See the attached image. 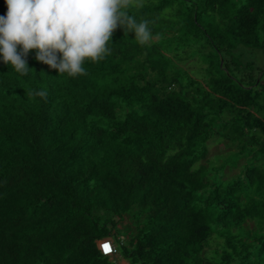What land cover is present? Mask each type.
I'll return each mask as SVG.
<instances>
[{
    "label": "trees",
    "instance_id": "1",
    "mask_svg": "<svg viewBox=\"0 0 264 264\" xmlns=\"http://www.w3.org/2000/svg\"><path fill=\"white\" fill-rule=\"evenodd\" d=\"M129 14L154 39L116 29L87 75L0 60V264H264V0Z\"/></svg>",
    "mask_w": 264,
    "mask_h": 264
},
{
    "label": "clouds",
    "instance_id": "2",
    "mask_svg": "<svg viewBox=\"0 0 264 264\" xmlns=\"http://www.w3.org/2000/svg\"><path fill=\"white\" fill-rule=\"evenodd\" d=\"M0 15V60L21 75L28 73L30 50L35 60L58 75H87L86 62L110 55L116 29L134 33L140 46L154 39L149 20L129 14L142 0H5ZM46 98L43 90L34 93Z\"/></svg>",
    "mask_w": 264,
    "mask_h": 264
},
{
    "label": "rangeland",
    "instance_id": "3",
    "mask_svg": "<svg viewBox=\"0 0 264 264\" xmlns=\"http://www.w3.org/2000/svg\"><path fill=\"white\" fill-rule=\"evenodd\" d=\"M188 62V61H186ZM187 67H194L191 64H186ZM208 147H209V151H208V155H207V160L203 161V163L209 161H212L214 163H217L220 159L219 157L222 155H225L226 152H228L230 149V147H226L223 142L218 138H214L212 140L209 141L208 143ZM220 155V156H219ZM237 169H232L230 170L228 167L226 168V172L229 173L230 175H233L234 173H236ZM124 261V260H123ZM126 263V261H124Z\"/></svg>",
    "mask_w": 264,
    "mask_h": 264
},
{
    "label": "built area",
    "instance_id": "4",
    "mask_svg": "<svg viewBox=\"0 0 264 264\" xmlns=\"http://www.w3.org/2000/svg\"><path fill=\"white\" fill-rule=\"evenodd\" d=\"M98 248L100 249L102 254L108 255L110 257H112L116 253L115 246L109 237L99 240ZM118 264H125V262L120 261Z\"/></svg>",
    "mask_w": 264,
    "mask_h": 264
},
{
    "label": "crops",
    "instance_id": "5",
    "mask_svg": "<svg viewBox=\"0 0 264 264\" xmlns=\"http://www.w3.org/2000/svg\"><path fill=\"white\" fill-rule=\"evenodd\" d=\"M123 261V260H122ZM124 262V261H123Z\"/></svg>",
    "mask_w": 264,
    "mask_h": 264
},
{
    "label": "snow or ice",
    "instance_id": "6",
    "mask_svg": "<svg viewBox=\"0 0 264 264\" xmlns=\"http://www.w3.org/2000/svg\"><path fill=\"white\" fill-rule=\"evenodd\" d=\"M105 247H106V245H105Z\"/></svg>",
    "mask_w": 264,
    "mask_h": 264
}]
</instances>
